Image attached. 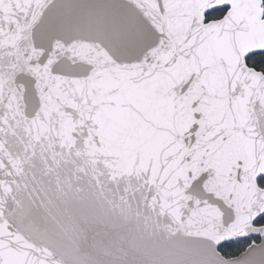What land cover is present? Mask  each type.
Returning a JSON list of instances; mask_svg holds the SVG:
<instances>
[{"label":"snow or ice","instance_id":"snow-or-ice-1","mask_svg":"<svg viewBox=\"0 0 264 264\" xmlns=\"http://www.w3.org/2000/svg\"><path fill=\"white\" fill-rule=\"evenodd\" d=\"M0 264H264V0H0Z\"/></svg>","mask_w":264,"mask_h":264}]
</instances>
